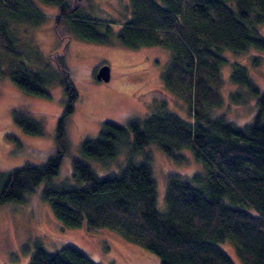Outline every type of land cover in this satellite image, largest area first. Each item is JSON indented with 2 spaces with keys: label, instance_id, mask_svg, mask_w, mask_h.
<instances>
[{
  "label": "trees",
  "instance_id": "1",
  "mask_svg": "<svg viewBox=\"0 0 264 264\" xmlns=\"http://www.w3.org/2000/svg\"><path fill=\"white\" fill-rule=\"evenodd\" d=\"M24 1L0 0V67L22 91L49 96L43 85L58 76L18 62L25 52L9 28L17 14L36 16L31 0L28 5ZM40 1L58 8L56 25L88 41L109 42L114 22L84 14L78 0ZM261 25L264 0H131L117 38L131 48L160 45L170 51L160 79L185 100L189 118L163 100L144 118L126 125L105 120L95 137L82 140L80 156L72 158L74 182L51 184L68 149L64 118L77 98L69 79H57L67 100L57 121L53 152L44 164L0 170V204L24 201L47 180L40 197L61 224L110 228L156 255L160 264H235L220 246L225 239L242 264H264V91L242 127L213 111L222 103L221 67L228 62L224 53H264ZM56 64L66 72L60 61ZM230 65L229 79L238 91L258 94L246 64ZM240 93H232V101ZM12 119L25 133L43 132L29 113L14 110ZM149 145L178 161L184 158L182 151L190 152L202 165L200 172L184 178L167 174L162 209L156 205ZM122 151L126 158L116 172L102 174L91 166L104 165ZM26 264L100 263L73 244L48 251L35 241Z\"/></svg>",
  "mask_w": 264,
  "mask_h": 264
},
{
  "label": "rangeland",
  "instance_id": "2",
  "mask_svg": "<svg viewBox=\"0 0 264 264\" xmlns=\"http://www.w3.org/2000/svg\"><path fill=\"white\" fill-rule=\"evenodd\" d=\"M31 2L37 11L36 16L17 14L16 19L9 23L16 46L25 52L18 62L47 75L56 73L58 77L43 85L49 96H40L22 91L0 67V170H9L25 163L44 164L50 157L57 121L64 112L67 100L57 79H69L77 98L72 111L64 118L68 149L62 156L58 173L49 180L51 184L66 179L74 182L71 160L80 156L82 140L95 137L105 120L126 125L131 119L144 118L163 100L168 108L189 118L185 100L165 87L160 79L170 51L160 45L131 48L121 44L117 38L118 26L130 14L131 0L77 1L84 14L101 21L114 22L107 43L88 41L56 25L58 8L55 5L40 0ZM23 3L28 5L29 0ZM259 28L264 35V25ZM224 56L228 62L221 67L222 103L213 111L242 127L256 112L258 98L264 91V53L250 49L235 54L227 51ZM59 61L65 66V73L57 68L56 62ZM232 61L246 64L249 74L260 88L258 94L238 91V87L230 81ZM100 65L109 67L108 81L95 78ZM235 91L241 93L234 96V102L231 94ZM14 110L29 113L42 126V134L23 132L12 119ZM146 150L156 180V205L162 209L167 174L173 173L184 178L200 172L202 165L187 151L180 153L184 158L178 161L155 145L147 146ZM125 158V152L122 151L104 165L91 162V166L95 171L98 168L102 174L116 172L124 164ZM49 181L42 180L37 189L22 202L0 204V264H26L35 241L41 242L48 251L73 244L100 264H160L156 255L110 228L88 230L61 224L47 202L40 197L42 187ZM220 246L235 264H242L228 239Z\"/></svg>",
  "mask_w": 264,
  "mask_h": 264
},
{
  "label": "water",
  "instance_id": "3",
  "mask_svg": "<svg viewBox=\"0 0 264 264\" xmlns=\"http://www.w3.org/2000/svg\"><path fill=\"white\" fill-rule=\"evenodd\" d=\"M109 77H110L109 67L107 65H100L95 72V78L97 80L108 81Z\"/></svg>",
  "mask_w": 264,
  "mask_h": 264
}]
</instances>
